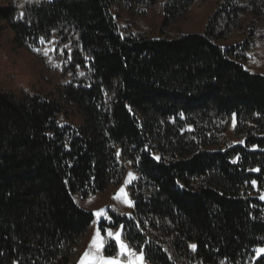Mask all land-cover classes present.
I'll list each match as a JSON object with an SVG mask.
<instances>
[{
    "label": "trees",
    "instance_id": "1",
    "mask_svg": "<svg viewBox=\"0 0 264 264\" xmlns=\"http://www.w3.org/2000/svg\"><path fill=\"white\" fill-rule=\"evenodd\" d=\"M211 5L202 32L165 36ZM157 8L161 37L131 19L122 34L123 12ZM262 21L264 0L0 3V264H79L94 215L78 200L116 192L128 169L132 215L111 211L110 227L146 264H264V76L244 67Z\"/></svg>",
    "mask_w": 264,
    "mask_h": 264
},
{
    "label": "rangeland",
    "instance_id": "2",
    "mask_svg": "<svg viewBox=\"0 0 264 264\" xmlns=\"http://www.w3.org/2000/svg\"><path fill=\"white\" fill-rule=\"evenodd\" d=\"M5 2V0H0V3ZM215 9L214 6H209L205 10L191 12L187 18L180 20V22L173 24L172 26H168L166 28L165 36L169 38H174L178 35L174 30L176 27L181 25L183 27V31L185 32H202L206 21L208 20L210 14ZM130 19L132 21L135 20V23L132 25V32L143 31L149 34L152 37L159 38L162 36L161 27L163 25V16L162 12L159 8L155 9L149 16L143 19H136L130 17L127 13L123 12V18L119 20V26L121 28L122 34H125L124 29L129 25ZM255 42L251 47L250 51H248V61L244 64L246 70L253 74H259L264 76V21L257 27L255 30ZM222 46H230V43H221ZM55 50V46L53 41H43L40 44V47L34 50V53H42L44 56H51ZM47 53V55H45ZM19 60L20 65L23 67L24 71L37 79H40L41 82L51 81L55 83L56 76L53 73H50L45 69L39 59L32 53L28 51L19 50L16 56ZM231 139L234 145L239 144L237 140L234 139L232 133H230ZM136 176L132 173L130 169L127 171L126 179L116 192H106L103 194L90 196L87 200L81 201L78 200L81 207L84 209L91 211L94 215V222L90 228L89 240L86 246V250L84 252L88 253L87 261L90 264H103V261L114 259L116 264H146L143 260L142 255L137 254L133 250L129 248L127 243L125 242L122 229H114L110 227L113 224L114 220L111 215V211H117L121 214L130 217L132 215L133 202L130 199L128 188L135 180ZM123 189V191H121ZM119 196V199H114V197ZM264 197V196H262ZM261 197V200L264 202V198ZM96 212H101V215L97 217L95 215ZM105 223V224H104ZM104 225V227H103ZM103 229L105 232L103 233ZM97 231L100 233V237L97 238ZM111 232L112 235L109 236L107 233ZM104 234L107 235L110 239H113L121 252L120 258L114 257H106L104 255L105 249V241ZM119 235L120 243L117 242L115 236ZM97 239V245L93 246L92 241ZM126 246V248L122 249L120 244ZM264 246L259 247L256 250V257L259 258L264 256ZM80 264V263H79Z\"/></svg>",
    "mask_w": 264,
    "mask_h": 264
},
{
    "label": "snow or ice",
    "instance_id": "3",
    "mask_svg": "<svg viewBox=\"0 0 264 264\" xmlns=\"http://www.w3.org/2000/svg\"><path fill=\"white\" fill-rule=\"evenodd\" d=\"M42 42H43V41H42ZM45 55H47V53H45ZM253 183H255V182L253 181ZM121 191H123V189H121ZM262 198H264V197H262ZM114 199H119V196L114 197ZM95 215H96L97 217H99V216L101 215V212H96ZM107 234H108L109 236L112 235V233H111L110 231H109ZM99 237H100V233H99V231H97V238H99ZM115 239L117 240L118 243H120L119 235H116V236H115ZM92 244H93V246H98V245H97V239H94V240L92 241ZM120 246H121L122 249L126 248V246L123 245L122 243L120 244ZM191 247H192L193 249H195L196 246H195V245H192ZM261 251H264V250H261ZM88 255H89L88 253H85V258L82 259V260L80 261V264H90V262L87 261V257H88ZM103 264H116V261H115L114 259H109V260H105V261H103Z\"/></svg>",
    "mask_w": 264,
    "mask_h": 264
}]
</instances>
